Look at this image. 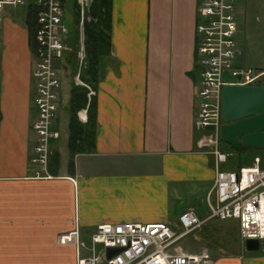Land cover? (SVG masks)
I'll use <instances>...</instances> for the list:
<instances>
[{
  "label": "crops",
  "instance_id": "0c3cea01",
  "mask_svg": "<svg viewBox=\"0 0 264 264\" xmlns=\"http://www.w3.org/2000/svg\"><path fill=\"white\" fill-rule=\"evenodd\" d=\"M197 1L108 0V46L93 76L86 65L77 74L91 81L94 95L75 112L70 133L76 85L66 67V94L60 90L54 121L59 137L50 142L53 173L39 179L28 163L32 42L24 20L8 14L18 10L22 17L23 10H0V264H78L89 256L99 224L164 223L178 233L181 212L207 214L215 170L250 165V149L217 162L209 131L194 128ZM70 6L73 42L75 0ZM221 144L217 150L228 153ZM75 146L79 151L70 149ZM178 248L194 256L205 252L209 264H264V252H246L237 225L231 232L225 221L204 223Z\"/></svg>",
  "mask_w": 264,
  "mask_h": 264
},
{
  "label": "built area",
  "instance_id": "2783aa9c",
  "mask_svg": "<svg viewBox=\"0 0 264 264\" xmlns=\"http://www.w3.org/2000/svg\"><path fill=\"white\" fill-rule=\"evenodd\" d=\"M92 0H75L78 31L87 21ZM63 0H0V10L12 7L28 9L33 14L34 32L31 44L33 86L31 105L34 118L31 177H48L50 142L59 137L54 127L57 116L59 82L54 68L66 69V57L72 54L75 74L72 83L86 90L87 102L94 91L78 79L85 63L82 34L75 47L71 45L63 17ZM234 0H198L194 25V68L198 80L194 97L196 112L194 128L208 130L217 162L230 153L217 150L220 121V93L224 86H264V70L241 67L237 60L242 50L235 40ZM82 31V29H81ZM264 151V150H263ZM207 214L198 218L193 211L181 212L176 222L179 232L169 231L164 223L143 224L118 222L99 224L90 236L89 256L78 264H209L205 252L194 256L179 251L178 241L208 221L234 220L240 242L257 240L264 252V155L254 156L248 166L235 170H215L211 199L206 201ZM96 245L99 246L96 249ZM116 252L106 258V250Z\"/></svg>",
  "mask_w": 264,
  "mask_h": 264
},
{
  "label": "water",
  "instance_id": "95a60500",
  "mask_svg": "<svg viewBox=\"0 0 264 264\" xmlns=\"http://www.w3.org/2000/svg\"><path fill=\"white\" fill-rule=\"evenodd\" d=\"M220 121V143L233 150H264V86H224L220 93ZM242 246L248 253L259 250L254 239L245 240ZM115 252L107 249L106 258Z\"/></svg>",
  "mask_w": 264,
  "mask_h": 264
},
{
  "label": "trees",
  "instance_id": "16d2710c",
  "mask_svg": "<svg viewBox=\"0 0 264 264\" xmlns=\"http://www.w3.org/2000/svg\"><path fill=\"white\" fill-rule=\"evenodd\" d=\"M108 12H109V2L108 0H92V4L88 11V18L90 21L86 22L83 27V35H84V42H83V48L85 53V65H86V73L93 76L96 67L99 63V57H101V54L103 53V48H107L108 46V37H107V31L109 26V18H108ZM73 13V19L74 22H77V13L76 8L74 6V9L72 11ZM23 20L26 24L27 32L29 40L32 42L33 40V32H34V23H33V14L30 10L25 9L23 10ZM76 38L72 44H75ZM67 63L66 67H68L70 75L75 74V61L74 56L70 54L66 57ZM85 67V66H84ZM81 74V73H80ZM80 81L88 86H92V83L90 80L84 78L83 73L80 75ZM70 91V105L69 110H71V119H70V127L69 131L70 133H73V125L75 123V112L79 108H83L86 101H85V93L86 90L80 86H71ZM91 101V100H90ZM74 137V136H73ZM71 137L69 139V145L74 146V139ZM224 145V144H221ZM226 146V145H225ZM224 146V147H225ZM226 148L229 150L228 153L232 154L239 150H248L246 148H239L237 150H233L226 146ZM71 150H77L78 148L70 147ZM252 150V149H250ZM257 151V150H255ZM51 158H55V153H52ZM49 157L48 164H47V172L53 173L52 167H51V158ZM242 166V165H241ZM240 167V165L238 166Z\"/></svg>",
  "mask_w": 264,
  "mask_h": 264
},
{
  "label": "rangeland",
  "instance_id": "374dc122",
  "mask_svg": "<svg viewBox=\"0 0 264 264\" xmlns=\"http://www.w3.org/2000/svg\"><path fill=\"white\" fill-rule=\"evenodd\" d=\"M65 2L63 6L64 13L62 20L67 29L69 27V29L72 31L74 27L68 21L70 18L68 16V12L69 14L71 12L70 5L72 3V0H65ZM236 4L237 9L235 10L234 7V22L236 24V33L234 38L239 43V46L243 48V55L242 57H240L239 60H237V64L241 67H250L264 70V0H234V6ZM6 9L9 8L3 7V11H5ZM8 14L18 17L23 22V16L20 17L18 10H8ZM78 19L79 16L77 15V20ZM88 21H90L89 18L86 22ZM81 29L80 31H78V33L82 34V39L84 42L83 27ZM54 71L59 82V89L57 91V95H60V90H63L62 94H66V81L63 82L62 80L63 72L56 67L54 68ZM30 135L31 137H33V133H30ZM247 153H254L255 156L260 157H263L264 155L263 150H258L256 152L254 150L252 151V153ZM225 224L228 225L231 232L235 229L237 225L234 220H227L225 221ZM86 245H88V242L86 243Z\"/></svg>",
  "mask_w": 264,
  "mask_h": 264
},
{
  "label": "bare ground",
  "instance_id": "6f19581e",
  "mask_svg": "<svg viewBox=\"0 0 264 264\" xmlns=\"http://www.w3.org/2000/svg\"><path fill=\"white\" fill-rule=\"evenodd\" d=\"M207 141V140H206ZM209 146V145H208ZM225 163V162H224ZM207 211V210H206ZM202 227V226H201Z\"/></svg>",
  "mask_w": 264,
  "mask_h": 264
}]
</instances>
